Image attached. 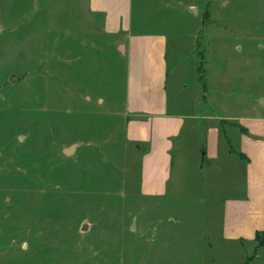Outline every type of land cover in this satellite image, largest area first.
<instances>
[{
  "label": "rangeland",
  "instance_id": "1",
  "mask_svg": "<svg viewBox=\"0 0 264 264\" xmlns=\"http://www.w3.org/2000/svg\"><path fill=\"white\" fill-rule=\"evenodd\" d=\"M90 17L87 0H0V264H245L218 235L244 176L226 154L264 121V0H131L134 34L165 36L186 118L160 198L119 135L138 63Z\"/></svg>",
  "mask_w": 264,
  "mask_h": 264
},
{
  "label": "crops",
  "instance_id": "2",
  "mask_svg": "<svg viewBox=\"0 0 264 264\" xmlns=\"http://www.w3.org/2000/svg\"><path fill=\"white\" fill-rule=\"evenodd\" d=\"M87 2L88 14L96 24L95 35H100L98 33L100 25L99 23V26L97 25L95 17L104 16L101 21L104 36L112 38L119 36L125 39L127 37V45L121 44L119 51H122L121 53L124 51L125 56L133 57L138 63V76L131 82L129 76L127 83L128 115L125 116L124 124H121L119 135L122 136L123 148L126 149L124 156L131 155L134 150L140 157L141 195L145 198L163 197L167 194L171 181L175 143L183 133L186 120L182 115L169 112L165 36L147 37L139 33L134 34L135 25L130 19L131 0ZM130 83L132 89L137 85L136 91L133 90V97ZM203 91H207L205 85ZM96 100L99 104L104 103L99 97ZM203 100L205 101L204 95ZM88 102H92L90 98ZM218 135L222 136L220 126ZM242 135L239 150H230L225 157V163L236 168L242 164L244 176L240 185L231 188L233 191L230 194L225 190L219 191L225 192L221 194L225 200L222 203L218 244H233L244 250L248 259L245 264H255V260L264 259V243L260 245L257 240L258 234L264 235V121L245 128ZM73 146H76L74 153L77 157L78 151L86 145L78 142L65 148L64 152ZM133 157L135 158V155ZM217 159L219 155L211 158L210 167ZM223 170L225 171L226 167ZM223 187L228 188L225 184Z\"/></svg>",
  "mask_w": 264,
  "mask_h": 264
},
{
  "label": "water",
  "instance_id": "3",
  "mask_svg": "<svg viewBox=\"0 0 264 264\" xmlns=\"http://www.w3.org/2000/svg\"><path fill=\"white\" fill-rule=\"evenodd\" d=\"M75 149H76V146H73V147H71V148H69V149H67L65 152H64V155L65 156H73V157H75V155H74V152H75ZM205 156H206V154L204 155L203 154V161H204V158H205ZM134 227H132V229H133ZM85 229L83 228V231H84Z\"/></svg>",
  "mask_w": 264,
  "mask_h": 264
},
{
  "label": "trees",
  "instance_id": "4",
  "mask_svg": "<svg viewBox=\"0 0 264 264\" xmlns=\"http://www.w3.org/2000/svg\"><path fill=\"white\" fill-rule=\"evenodd\" d=\"M257 240H258L259 244L262 245L264 243V235L258 234Z\"/></svg>",
  "mask_w": 264,
  "mask_h": 264
}]
</instances>
